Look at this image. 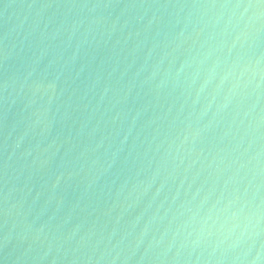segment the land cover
Here are the masks:
<instances>
[{
    "label": "water",
    "instance_id": "obj_1",
    "mask_svg": "<svg viewBox=\"0 0 264 264\" xmlns=\"http://www.w3.org/2000/svg\"><path fill=\"white\" fill-rule=\"evenodd\" d=\"M0 264H264V0H0Z\"/></svg>",
    "mask_w": 264,
    "mask_h": 264
}]
</instances>
